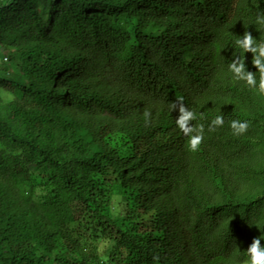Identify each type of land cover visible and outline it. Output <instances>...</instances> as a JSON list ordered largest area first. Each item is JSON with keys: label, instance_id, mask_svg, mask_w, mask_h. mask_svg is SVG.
Listing matches in <instances>:
<instances>
[{"label": "trees", "instance_id": "obj_1", "mask_svg": "<svg viewBox=\"0 0 264 264\" xmlns=\"http://www.w3.org/2000/svg\"><path fill=\"white\" fill-rule=\"evenodd\" d=\"M258 12L264 0H0V264H104L106 239L107 264H233L264 245V96L227 70L238 54L257 71L235 40L264 41ZM179 97L205 126L196 152Z\"/></svg>", "mask_w": 264, "mask_h": 264}, {"label": "clouds", "instance_id": "obj_2", "mask_svg": "<svg viewBox=\"0 0 264 264\" xmlns=\"http://www.w3.org/2000/svg\"><path fill=\"white\" fill-rule=\"evenodd\" d=\"M255 23L264 26V12H258L255 17ZM235 45L237 48L243 50L244 53L250 52L252 54L251 64L257 70L256 72L248 71L246 68L244 57L241 58L238 54L230 60L228 64V72L232 74V79L234 82H244L250 89H254L259 95L264 96V41H257L255 37L248 31H245L242 35H239L235 40ZM6 59V58H5ZM259 73V80L257 81L256 73ZM13 94L11 92L7 93V99L5 102H9L13 99ZM179 111V116L176 119V124L178 128L188 136L187 148L191 152H196L199 150L201 143L203 142L204 135V124L199 123L196 125H191V121L196 120L197 114L187 108L183 103V97L175 99L174 102H170L169 109H177ZM145 117H150L148 111L144 112ZM224 117L223 115H217L212 119L208 125V131H215L218 127H223ZM234 135H242L248 130L249 124L247 121L232 120L229 124ZM119 199V197H114ZM119 209H115L113 215H116ZM115 246V241L113 240H103L99 248L101 253V260L104 264H107L109 257L105 254V249H111ZM236 249L239 251L237 245ZM246 254V259L243 261H234L233 264H264V245L261 244V236L254 237L244 251ZM160 259L159 255L153 256V260L158 261Z\"/></svg>", "mask_w": 264, "mask_h": 264}, {"label": "rangeland", "instance_id": "obj_3", "mask_svg": "<svg viewBox=\"0 0 264 264\" xmlns=\"http://www.w3.org/2000/svg\"><path fill=\"white\" fill-rule=\"evenodd\" d=\"M3 54V49L1 48V46H0V55H2ZM7 58V57H6ZM4 63H6V61L4 60ZM0 64H1V66H0V69H4L5 68V66H2V64H3V62H2V59L0 58ZM3 93V92H2ZM7 98H5V100H6Z\"/></svg>", "mask_w": 264, "mask_h": 264}]
</instances>
